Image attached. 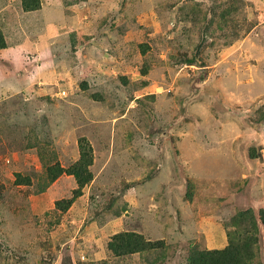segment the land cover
<instances>
[{
    "label": "rangeland",
    "instance_id": "374dc122",
    "mask_svg": "<svg viewBox=\"0 0 264 264\" xmlns=\"http://www.w3.org/2000/svg\"><path fill=\"white\" fill-rule=\"evenodd\" d=\"M35 1L0 0V264H186L247 209L264 264V0Z\"/></svg>",
    "mask_w": 264,
    "mask_h": 264
},
{
    "label": "trees",
    "instance_id": "16d2710c",
    "mask_svg": "<svg viewBox=\"0 0 264 264\" xmlns=\"http://www.w3.org/2000/svg\"><path fill=\"white\" fill-rule=\"evenodd\" d=\"M23 8L25 10H31L38 7V1L33 0H22ZM5 42L3 41V36L0 32V48H5ZM91 146L86 144L83 140L80 141V160L76 162L72 167L70 172L73 173L79 183L86 182L90 177L89 165L91 163ZM61 167L58 165H48L46 167V175L44 179V184L38 183V191H43L46 183L49 184L60 172ZM16 177L20 178V174L16 173ZM72 199H60L56 201V205H60L61 209H65L69 206ZM263 211H259V217L263 215ZM256 215L252 213L251 210H243L239 213V226L247 223L249 230H254V232L249 231L248 235H241L236 230L235 235L232 234L235 242L230 239L229 244L221 249H197L193 248L188 253L186 264H251L254 259V248L257 247L258 237H257V219ZM262 222L264 224V217L262 216ZM160 243V242H159ZM109 248L116 253L124 252H134L140 249H145L148 245L143 237L136 232H122L115 234L113 240L109 242ZM264 249V247H263Z\"/></svg>",
    "mask_w": 264,
    "mask_h": 264
},
{
    "label": "crops",
    "instance_id": "0c3cea01",
    "mask_svg": "<svg viewBox=\"0 0 264 264\" xmlns=\"http://www.w3.org/2000/svg\"><path fill=\"white\" fill-rule=\"evenodd\" d=\"M12 46H9V47H5V48H0V52L1 51H5V50H7V49H10Z\"/></svg>",
    "mask_w": 264,
    "mask_h": 264
}]
</instances>
